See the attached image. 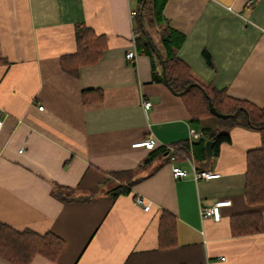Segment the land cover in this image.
Instances as JSON below:
<instances>
[{"label":"crops","instance_id":"crops-1","mask_svg":"<svg viewBox=\"0 0 264 264\" xmlns=\"http://www.w3.org/2000/svg\"><path fill=\"white\" fill-rule=\"evenodd\" d=\"M139 9V0H0V222L66 242L57 262L38 255L31 264H264V204L250 205L245 195L247 155L261 148V135L231 128V142L201 166L217 179L173 177V167L191 168L182 158L172 162L164 147L189 141L191 129L202 138V129L222 125L209 118L193 126L150 56L138 53L136 65L127 60ZM163 13L185 36L178 57L202 83L264 106V0H169ZM82 24L106 47L97 64L74 76L61 62L76 52ZM156 71L162 76V67ZM89 90H100L101 99L93 93L84 101ZM152 136L156 149L134 147ZM129 170L138 182L113 198L120 182H104ZM54 185L93 199L63 203L52 195ZM227 201L220 221L202 218V208ZM164 213L176 221L171 248L159 246ZM254 213L263 230L249 233ZM0 264L11 263L0 256Z\"/></svg>","mask_w":264,"mask_h":264},{"label":"trees","instance_id":"trees-1","mask_svg":"<svg viewBox=\"0 0 264 264\" xmlns=\"http://www.w3.org/2000/svg\"><path fill=\"white\" fill-rule=\"evenodd\" d=\"M169 0H139L140 8L136 15L135 27L137 28L136 46L141 55H148L152 59L153 70L159 80L162 76L156 71V65L161 68L162 59L166 66L168 84L175 94L181 97L186 110L190 115L193 126H200L209 118H216L222 125L221 130L212 131L202 129V138L190 143L184 141L179 147L184 153L192 155L198 167L207 161L206 143L214 142L213 157L219 154V148L223 143H230L229 130L233 127H243L255 130L261 135V148L251 151L247 155V178L246 199L250 205L264 204V106L259 107L249 101L235 99L227 94L225 90H218L213 85L202 83L179 57L178 51L185 42V36L174 30L168 19L164 16V8ZM152 4L151 11L144 14L148 5ZM143 8V9H142ZM152 12V14H151ZM140 15V16H139ZM146 18V20H145ZM149 29H154L158 34L154 38ZM77 50L72 55L62 59L64 71L71 75H77L81 67L97 64L105 50V39L97 36L92 29L86 25L76 27ZM211 63L208 54H205ZM99 94L96 99L100 100V90H89L83 92L84 101L91 100L90 94ZM210 102L222 115H232L227 119L218 118L210 108ZM166 151H162L164 154ZM170 155V153H169ZM157 156L152 153L145 161L149 164ZM142 164V165H143ZM115 187L111 185L112 181ZM138 182L136 171H121L112 173L111 178L104 182L105 186L111 187L109 194L113 198L124 194L129 195L132 187ZM52 195L63 203L89 202L92 195H80L76 190L68 187L54 185ZM253 214V213H252ZM258 214V213H254ZM256 228L253 231L241 230L239 235L253 232H261L262 216L260 213L255 217ZM176 244V221L168 213L162 215L159 231V246L171 248ZM66 242L53 233L44 235L32 231H18L0 222V256L11 264H31L38 255L57 262L62 254Z\"/></svg>","mask_w":264,"mask_h":264},{"label":"built area","instance_id":"built-area-1","mask_svg":"<svg viewBox=\"0 0 264 264\" xmlns=\"http://www.w3.org/2000/svg\"><path fill=\"white\" fill-rule=\"evenodd\" d=\"M253 1L249 2V5H253ZM228 11L231 13H234V10L232 8H228ZM136 34L137 30H134V39H133V48L128 52L127 54V60L133 64L136 65L137 59H138V51H137V46H136ZM142 107L145 112L149 111L152 109V103L147 100H143L142 102ZM40 110L43 111L44 108L40 107ZM3 121L0 119V130L3 128ZM201 139V134L196 132L194 129L190 130V143H193L195 141H198ZM159 145L158 140L152 136L144 141H141L139 143H136L134 147L136 148H145L147 150H154L156 147ZM168 152L170 153L171 156V161L174 162L180 158L184 159L191 168V171L188 172L187 170H184L180 167H173L172 168V173L173 177L175 179H186V178H191L196 182H199L201 180H212V179H217L220 177L219 174H215L213 172L207 171V170H201L196 161L194 160V157L192 155H188L184 153L179 147L176 146H166L164 147ZM136 203L140 206L143 207L144 211H149L152 207V203L149 201H146V199L142 197H137L136 198ZM231 204L230 201L227 202H219L216 203L214 206L210 208H202L201 209V216L203 219H213L214 221H220L221 219V209L223 207H227Z\"/></svg>","mask_w":264,"mask_h":264},{"label":"water","instance_id":"water-1","mask_svg":"<svg viewBox=\"0 0 264 264\" xmlns=\"http://www.w3.org/2000/svg\"><path fill=\"white\" fill-rule=\"evenodd\" d=\"M161 63V67H162V77H163V82L165 83V85L170 89V91H172L173 94H175L174 90H172L168 84V79H167V73H166V66L164 61L161 59L160 60ZM176 95V94H175ZM210 108L212 110V112L214 113V115L218 118H223V119H227L229 117H231L232 115H222L220 114L213 106V104L210 102ZM213 148H214V142L213 141H208L206 143V152H207V162L205 163L204 167H208L210 164V161L212 159V154H213Z\"/></svg>","mask_w":264,"mask_h":264},{"label":"rangeland","instance_id":"rangeland-1","mask_svg":"<svg viewBox=\"0 0 264 264\" xmlns=\"http://www.w3.org/2000/svg\"><path fill=\"white\" fill-rule=\"evenodd\" d=\"M215 120H213V121H219L218 119H216V118H214Z\"/></svg>","mask_w":264,"mask_h":264}]
</instances>
